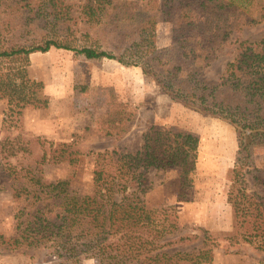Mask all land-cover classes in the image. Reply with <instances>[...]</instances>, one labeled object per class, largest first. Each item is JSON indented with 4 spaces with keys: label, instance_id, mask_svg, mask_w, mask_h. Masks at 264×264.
Masks as SVG:
<instances>
[{
    "label": "trees",
    "instance_id": "16d2710c",
    "mask_svg": "<svg viewBox=\"0 0 264 264\" xmlns=\"http://www.w3.org/2000/svg\"><path fill=\"white\" fill-rule=\"evenodd\" d=\"M10 1L0 0V6L17 17V0ZM254 1L257 15L250 16L248 5ZM262 1L84 0L77 11L59 0H42L33 8L28 3L17 24L0 19V98L21 107L34 104L30 87L41 83L28 76L30 55L52 47L87 60L140 66L174 101L236 127L239 145L228 200L241 226L256 224L264 232V197L250 183L264 185V165H255L253 158L255 147L264 148V37L240 41L218 79L206 76L239 23L264 20ZM162 21L173 23L174 37L169 46L159 47ZM112 97L103 123L107 135L119 138L131 129L136 111ZM199 144L195 132L150 127L136 151L123 147L97 153L91 192H75L66 180L46 185L35 214L39 231L56 236L64 263L78 264L81 254L90 252L105 256L107 264H174L178 252H169L177 240L168 237L171 222L145 211L147 173L179 167L178 198L187 200Z\"/></svg>",
    "mask_w": 264,
    "mask_h": 264
},
{
    "label": "rangeland",
    "instance_id": "374dc122",
    "mask_svg": "<svg viewBox=\"0 0 264 264\" xmlns=\"http://www.w3.org/2000/svg\"><path fill=\"white\" fill-rule=\"evenodd\" d=\"M41 1H15L14 8L20 9L17 17L9 8L3 11L2 5L0 19L5 23L14 19L17 24L24 16L21 12L29 9L28 3L33 8ZM59 1L76 11L84 2ZM248 6V14L256 16V1ZM173 28L171 21L157 25L159 47L172 43ZM263 37L264 20L239 23L207 69V78L218 79L240 41L259 42ZM27 68L31 81L41 83L30 87L35 103L21 107L0 98V264H70L58 256L56 236L39 231L35 214L49 189L46 185L66 180L73 191L89 193L97 153L123 147L136 151L150 127L170 126L200 136L187 200L178 198L179 167L147 173L150 187L143 195L145 211L171 222L168 237L177 240L169 252H178L172 262L264 264V232L256 224L241 226L228 200L239 145L233 124L174 101L140 66H126L114 59L87 60L72 50L52 47L32 53ZM113 94L136 111L131 129L119 138L107 135L103 123ZM253 158L255 165H264L262 146L254 148ZM250 183L264 197V185ZM252 231L260 234L250 237ZM78 264H107V260L83 252Z\"/></svg>",
    "mask_w": 264,
    "mask_h": 264
}]
</instances>
